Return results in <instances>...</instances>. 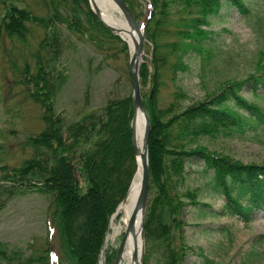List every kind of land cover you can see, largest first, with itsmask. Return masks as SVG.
Listing matches in <instances>:
<instances>
[{
	"label": "trees",
	"instance_id": "obj_1",
	"mask_svg": "<svg viewBox=\"0 0 264 264\" xmlns=\"http://www.w3.org/2000/svg\"><path fill=\"white\" fill-rule=\"evenodd\" d=\"M124 1L138 21L147 20L145 44H152L151 58L144 56L138 70L150 119L144 237L161 244L163 264H181L187 249L192 248L182 235L184 198L194 206L204 204L198 199L199 188L178 189L185 179L188 159H201L204 171L212 170L210 188L223 197L221 210L213 214L238 215L249 222L255 209L264 208V164L242 163L198 142L201 137L214 139L235 130L264 131V108L239 93L242 84L251 81L254 95L264 98V92L255 90L264 87V63L258 67L262 72L227 82L208 98L184 106L178 101L186 92L175 83L173 99L160 106L166 78L175 81L178 70L190 67L184 57L192 51L209 56L212 31L207 26L222 4L236 6L243 15L249 8L243 0H143L147 4L144 12L141 2ZM39 4L40 12L27 0H0V38H23L34 26L42 29L32 53L34 67L30 70L25 63L23 72L28 95L40 104L44 122L41 130L27 137L33 149L30 156L19 165L0 164V209L3 198L22 191V186L49 195V216L59 235L58 251L53 257L47 240L40 255L25 256L22 249L0 242V264H99L109 218L125 196L136 168L131 91L108 98L101 108L67 121L54 105L67 76L58 60L64 30L85 36L99 49H113L106 53L110 55L118 49L126 51L127 44L98 19L88 0H40ZM178 11L183 13L176 20L179 28L174 30L179 40L169 41L171 15ZM115 41L121 42L119 48ZM171 54L173 61L169 60ZM193 251L206 263L211 262L201 247ZM114 253L105 252V264L113 262ZM143 264H149L147 255Z\"/></svg>",
	"mask_w": 264,
	"mask_h": 264
},
{
	"label": "rangeland",
	"instance_id": "obj_2",
	"mask_svg": "<svg viewBox=\"0 0 264 264\" xmlns=\"http://www.w3.org/2000/svg\"><path fill=\"white\" fill-rule=\"evenodd\" d=\"M39 1L27 0L40 12ZM136 1L141 2L146 12V2ZM243 1L249 8L246 15L236 6L224 2L219 13L210 18L207 26L212 31V39L208 40L211 45L209 56L192 51L184 57L190 67L185 71L178 70L175 81L166 78V84L160 92V106H166L173 99L175 83L186 92V96L180 97L178 101V105L184 106L208 98L213 91L216 92L227 82L239 81L250 73L264 70L258 69L264 63V0ZM180 15L183 13L179 11L171 15L166 36L169 41L179 40L174 30L179 28L176 20ZM138 22L142 24L143 19ZM64 31V47L58 63L67 76L56 94L54 105L67 121H71L86 111L101 108L108 98L131 91L128 61L132 51L119 35L126 42L127 50L118 49L110 55L106 53L113 49H106L107 46L99 49L85 36ZM41 33V27L34 26L23 38L4 35L0 38V164L19 165L24 157L30 156L33 149L28 144L27 137L36 134L44 126L42 108L29 97V86L24 81L23 72L25 63L30 65V70L34 67L32 53ZM115 44L119 48L121 42L115 41ZM151 49L150 42L145 44L143 57L148 60L151 58ZM169 60H174L172 54ZM253 89L252 82L248 81L242 84L239 93L248 101L256 102L264 108V98L254 95ZM255 90L264 92V87L260 86ZM198 142L208 150L230 159L242 163L264 164V131L235 130L214 139L201 137ZM137 170L138 162L126 196L109 218L101 248V258L104 261L105 248L108 252H116L119 241L125 237L120 235L107 245L112 219L115 218L117 224L122 221V215H117V212L130 193ZM185 172L183 183L178 185L179 191L199 188L198 199L204 204L194 206L187 202L188 198H184L186 204L181 213L182 235L185 243L192 248L187 249L181 264L262 263L264 208L255 209L249 222H245L238 215L213 214L212 211L221 210L223 197L210 188L212 170L204 171L203 161L192 158L185 163ZM2 174L3 171L0 170V178ZM20 188L23 190L3 198L0 209V242L9 248L22 249L25 256L31 254L36 257L43 252L48 240L54 257L58 251L59 235L49 216V195L28 185ZM198 247L202 248L204 256L211 262L206 263L203 256L193 251L198 250ZM161 249L160 243L144 237L143 263L147 255L149 264H163Z\"/></svg>",
	"mask_w": 264,
	"mask_h": 264
},
{
	"label": "water",
	"instance_id": "obj_3",
	"mask_svg": "<svg viewBox=\"0 0 264 264\" xmlns=\"http://www.w3.org/2000/svg\"><path fill=\"white\" fill-rule=\"evenodd\" d=\"M90 8L94 12V14L98 17V19L112 32L115 33L114 27L106 22H104L100 15L99 10L96 6H92L90 0H88ZM118 8L121 10L125 20L128 22L130 27L136 30L137 39L135 40V45L133 51L129 54V61H128V71L130 73V80H131V98L133 104V114L130 122L131 126V139L132 145L136 157V163L139 161L140 163V185L139 191L136 199V207L134 208L133 212L130 214L128 221H127V229L131 230L134 227V222L136 219V214L138 210L142 211V218L140 220V228H139V236H140V248L139 253L138 251L135 252V259H137V254H139V259H137V264H143V254H144V214L147 206L148 200V192H149V165H148V138L150 133V119L145 107L142 91L139 81V65L143 61L144 55V48H145V26L147 20L144 23L140 24L128 4L124 0H114ZM117 35V33H115ZM139 113L143 114L144 117V127H143V134H142V145L141 148H138L135 141V128L137 122V116ZM131 183V182H130ZM129 188V186H128ZM128 191V189H127ZM127 194V192H126ZM125 194V196H126ZM124 196V197H125ZM123 197V198H124ZM124 237L121 238L119 241L115 257L112 264H118V259L121 255L123 249ZM102 256V249L100 252V260L99 264L102 262L105 263L104 258Z\"/></svg>",
	"mask_w": 264,
	"mask_h": 264
},
{
	"label": "bare ground",
	"instance_id": "obj_4",
	"mask_svg": "<svg viewBox=\"0 0 264 264\" xmlns=\"http://www.w3.org/2000/svg\"><path fill=\"white\" fill-rule=\"evenodd\" d=\"M90 2L92 6H96L98 8L101 19L104 22L112 25L114 27L115 33L122 37L128 43L130 50L133 51L135 40L137 39L136 30L130 27L128 22L122 16L121 10L118 8L114 0H90ZM143 127L144 117L142 113H139L135 128V141L138 148H141L142 145ZM139 185L140 163L138 161V170L132 183L130 193L128 194L126 200L121 204L117 212V215H122V221L117 224L115 222V218L112 219L109 234L106 240L107 245H109L110 241L115 240L118 236H125L123 249L118 259V264H137V259H139V254H137V259H135V252L138 251L139 253L140 248L139 228L140 220L142 218L141 210L137 211L133 229L128 230L126 228L128 218L136 207ZM105 251L106 248L104 250V255Z\"/></svg>",
	"mask_w": 264,
	"mask_h": 264
}]
</instances>
